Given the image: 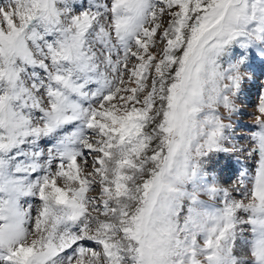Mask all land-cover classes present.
<instances>
[{
	"label": "snow or ice",
	"instance_id": "snow-or-ice-1",
	"mask_svg": "<svg viewBox=\"0 0 264 264\" xmlns=\"http://www.w3.org/2000/svg\"><path fill=\"white\" fill-rule=\"evenodd\" d=\"M264 0H0V264H264L254 172L221 187Z\"/></svg>",
	"mask_w": 264,
	"mask_h": 264
},
{
	"label": "rangeland",
	"instance_id": "rangeland-1",
	"mask_svg": "<svg viewBox=\"0 0 264 264\" xmlns=\"http://www.w3.org/2000/svg\"><path fill=\"white\" fill-rule=\"evenodd\" d=\"M249 79H245L234 98L236 111L230 120L228 140L224 147L226 153H220L211 165L213 175L221 187L234 186L242 172L251 174L254 172L258 161V153L250 155L253 142L251 133L256 130L254 126L257 106L262 92H264V62L260 58L253 57L249 61Z\"/></svg>",
	"mask_w": 264,
	"mask_h": 264
}]
</instances>
